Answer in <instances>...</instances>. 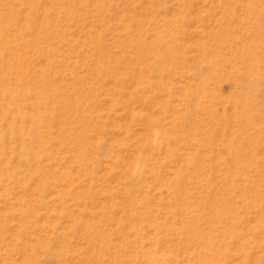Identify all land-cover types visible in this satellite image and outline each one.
<instances>
[{
    "label": "rangeland",
    "instance_id": "obj_1",
    "mask_svg": "<svg viewBox=\"0 0 264 264\" xmlns=\"http://www.w3.org/2000/svg\"><path fill=\"white\" fill-rule=\"evenodd\" d=\"M0 264H264V0H0Z\"/></svg>",
    "mask_w": 264,
    "mask_h": 264
}]
</instances>
